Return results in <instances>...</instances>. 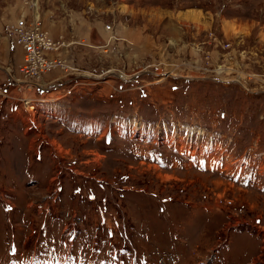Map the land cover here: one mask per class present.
Wrapping results in <instances>:
<instances>
[{"label":"rangeland","instance_id":"1","mask_svg":"<svg viewBox=\"0 0 264 264\" xmlns=\"http://www.w3.org/2000/svg\"><path fill=\"white\" fill-rule=\"evenodd\" d=\"M26 1L0 91L29 12L69 68L0 95V264H264V0Z\"/></svg>","mask_w":264,"mask_h":264},{"label":"built area","instance_id":"2","mask_svg":"<svg viewBox=\"0 0 264 264\" xmlns=\"http://www.w3.org/2000/svg\"><path fill=\"white\" fill-rule=\"evenodd\" d=\"M28 2L27 0L26 3ZM33 14L34 11L29 12L22 19L18 18L5 28L14 45L20 48L22 60L16 68L15 75L8 74L6 77L14 93L7 94L0 91V95L35 109L34 103H44L49 99L35 95L30 97L29 94L32 92L30 89L39 88L38 84H41L39 81L44 73L55 69L67 71L69 64L60 56L61 50L67 47L65 41L60 38L58 40L49 38L42 29V20L39 16L35 18ZM140 128L141 124L135 127V131Z\"/></svg>","mask_w":264,"mask_h":264},{"label":"crops","instance_id":"3","mask_svg":"<svg viewBox=\"0 0 264 264\" xmlns=\"http://www.w3.org/2000/svg\"><path fill=\"white\" fill-rule=\"evenodd\" d=\"M18 49V48H17ZM63 53V52H62ZM66 53V52H65ZM69 58V57H68ZM51 85H54V84H51ZM48 99H50V98H48ZM52 99H57V100H64L63 98H61L60 96H55V97H53V98H51L50 100H52ZM49 106H51V105H49ZM14 109V108H13ZM12 118V117H11ZM17 119V117H15L14 118V120H16ZM19 120L20 121H22V123H25L24 122V120L22 119V115L19 117ZM24 133H26V131L24 132Z\"/></svg>","mask_w":264,"mask_h":264},{"label":"bare ground","instance_id":"4","mask_svg":"<svg viewBox=\"0 0 264 264\" xmlns=\"http://www.w3.org/2000/svg\"><path fill=\"white\" fill-rule=\"evenodd\" d=\"M35 9H36V5H35ZM33 15H34L35 18H37L38 16L40 17V15H39V13H38L37 11H34V14H33ZM40 18H41V17H40ZM121 76H122V75H121ZM122 77L124 78V76H122ZM125 78H127V77H125ZM32 108H33V107H32ZM32 110L35 111L34 108H33Z\"/></svg>","mask_w":264,"mask_h":264}]
</instances>
